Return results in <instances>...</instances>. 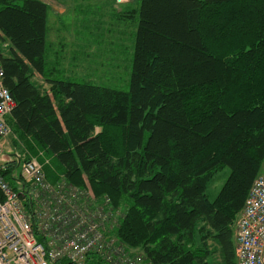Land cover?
<instances>
[{"label": "trees", "instance_id": "obj_1", "mask_svg": "<svg viewBox=\"0 0 264 264\" xmlns=\"http://www.w3.org/2000/svg\"><path fill=\"white\" fill-rule=\"evenodd\" d=\"M137 2L121 58L127 88L117 89L60 68L44 2L0 0L2 82L14 102L5 121L48 158L47 180L58 171L122 211L107 237L140 249L142 263L206 264L212 242L222 264H236L234 224L264 158V0ZM15 169L0 170L13 187ZM84 264L107 263L91 252Z\"/></svg>", "mask_w": 264, "mask_h": 264}, {"label": "built area", "instance_id": "obj_2", "mask_svg": "<svg viewBox=\"0 0 264 264\" xmlns=\"http://www.w3.org/2000/svg\"><path fill=\"white\" fill-rule=\"evenodd\" d=\"M2 78L0 62L1 139L12 132L5 117L14 106ZM8 165H0V170ZM17 165L18 175L12 172L16 187L0 174V264H84L91 252L107 264L138 263L140 256L125 257V247L107 237L121 214L120 210L110 208L107 197L99 201L86 190L63 180L48 181L36 159ZM233 237L236 264H264V178L261 176L251 184L235 221Z\"/></svg>", "mask_w": 264, "mask_h": 264}, {"label": "rangeland", "instance_id": "obj_3", "mask_svg": "<svg viewBox=\"0 0 264 264\" xmlns=\"http://www.w3.org/2000/svg\"><path fill=\"white\" fill-rule=\"evenodd\" d=\"M74 13V19L68 15L64 16L63 20L66 23L63 26L62 32L57 35L54 32L55 25L52 11L49 12L47 40L50 55H53L52 58L59 63L61 69L70 74L73 73L80 76L86 81L107 87L126 89L129 66L124 65L123 59H119L118 42L112 39L115 37L114 26L117 25V20L114 17L107 18V24L98 27L103 30L113 29L114 27V33H111L110 36L111 41H94V39L96 40L100 37L89 35L88 30L90 28L86 27L89 24L87 19L93 13L84 12L83 10H75ZM96 27L95 23H93L91 28L94 30ZM60 37H64L65 40H60ZM90 37L92 42L90 41ZM118 62H121L122 66H116ZM33 82L38 86H44L43 82L37 78H34ZM32 147L30 142L23 141L22 138L11 132L6 138L0 139V165L9 163L8 166H10L11 164L22 163L27 159H36L43 168L44 165H47V160H44L47 157L38 149H32ZM17 172L19 173V169L14 171L15 176ZM262 172H264V167L262 168ZM228 173L229 170L225 167L211 180L207 188L209 199H213L216 196ZM52 174L55 175L54 183L61 180L58 171H52ZM97 199L101 201L100 197ZM120 212L122 211L120 210ZM115 217L118 216L115 214ZM208 246L211 253L206 259V264H222L216 245L208 242ZM123 251L124 256L128 258H138L140 256L137 264H144L142 263L143 254L140 249L124 248Z\"/></svg>", "mask_w": 264, "mask_h": 264}, {"label": "crops", "instance_id": "obj_4", "mask_svg": "<svg viewBox=\"0 0 264 264\" xmlns=\"http://www.w3.org/2000/svg\"><path fill=\"white\" fill-rule=\"evenodd\" d=\"M40 1L44 2L47 5V33H48V19H49L50 11H52V15L54 17V25H55L54 32L57 35L60 32H62L63 26L66 23L65 20H63L65 15H68L70 18L74 19L75 10H83L84 12L88 11L90 13H93L91 14V17L89 15V19H87L89 24L86 25V27L90 28V30H88V34L91 36L100 37L97 38L96 40L94 39V41H109V40L111 41L110 36L111 33H114V27H115V37L112 39L118 42V51L120 52L119 59L122 58V55L125 53L126 50L128 51L126 57L127 56L129 57L131 55L130 43L132 42V34L134 32L136 23L135 20L132 17H130V11L136 8L138 4L137 0H126L125 2L122 3H119L116 0H40ZM110 17H114L117 20L116 23L117 25L114 26L113 29L103 30L101 28H98L100 26L106 25L107 18ZM92 22L95 23V25L97 26L96 29L94 30L91 28L93 25ZM74 34L76 33L74 32ZM47 35H46V40H47ZM59 39L65 40L64 37H60ZM90 41L92 42L91 37H90ZM116 65H121V62H118ZM66 73L68 75L77 76L73 73L71 74L68 72ZM77 77L81 78L80 76ZM82 79L84 80V78ZM42 88L47 89V86L44 84ZM15 164H11L10 166H13ZM18 167L19 166L17 165L15 170L19 169ZM263 167H264V158L261 162L258 173V176L264 178V172H262ZM49 181L54 182L55 180L52 179V181L51 180ZM16 182L17 181H15V184Z\"/></svg>", "mask_w": 264, "mask_h": 264}]
</instances>
